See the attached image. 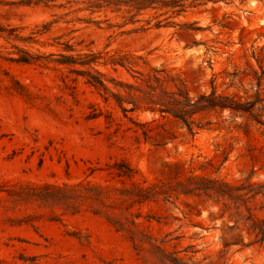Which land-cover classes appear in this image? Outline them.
<instances>
[{"label":"rangeland","instance_id":"rangeland-1","mask_svg":"<svg viewBox=\"0 0 264 264\" xmlns=\"http://www.w3.org/2000/svg\"><path fill=\"white\" fill-rule=\"evenodd\" d=\"M6 1L0 0V26L34 40L0 39V264H29L23 259L34 264H162L146 250L135 251L125 233L88 209L75 215L57 209L53 215L38 203L14 204L8 191L81 181L116 185L107 165L119 160L134 169L140 183L173 178L174 167L180 166L182 179L264 185V0L196 2L170 20L174 25L145 32H133L132 25L119 27L126 19L110 13L93 16L100 24L79 21L89 15L77 13L80 6L69 0L49 6H8ZM160 14L149 13L142 20ZM169 16L152 20L151 26ZM46 25L50 28L43 32ZM62 45L74 50L65 55L141 56L150 66L180 76L193 100L215 91L255 104L254 118L226 111L200 114L194 119L202 129L190 133L158 115L128 114L141 122L167 123L172 136L162 147L137 140L127 131L132 125L121 111L105 104L84 78L55 64L6 61L17 57L15 48L48 56L64 53ZM97 68L113 78L127 76L122 69ZM93 109L102 116L88 120ZM106 114L113 118L112 126L106 125ZM254 208L264 219V195L256 198ZM142 211L149 213L148 208ZM217 212L211 202L181 198L175 207L153 209L152 214L163 217L159 223H140L187 264H264L263 247L224 248L226 227L216 219ZM29 216L35 219L31 224L19 222Z\"/></svg>","mask_w":264,"mask_h":264},{"label":"trees","instance_id":"trees-1","mask_svg":"<svg viewBox=\"0 0 264 264\" xmlns=\"http://www.w3.org/2000/svg\"><path fill=\"white\" fill-rule=\"evenodd\" d=\"M59 0H7L8 6H49ZM247 0H69L68 4L79 5L77 13H88L89 16L79 21L100 24L94 15L114 14L126 19L119 27L135 26L133 32H145L151 28L174 25L170 20L182 16L191 5L200 3H227ZM62 8V5L58 6ZM162 13L170 15L166 19L156 21L142 20L147 14ZM109 20H105L108 22ZM144 24V25H143ZM112 27L111 24H109ZM50 25L43 26V32L48 31ZM37 32L36 34H38ZM0 39L6 41L31 42L32 35L23 38L18 30L0 26ZM63 52L58 55H36L23 49L15 48L17 57L6 59L11 63L22 65L47 66L55 64L57 67L67 68L70 74L82 77L100 99L105 103H113L132 125L131 131L137 140L150 142L156 147H162L172 136L166 130L167 123L159 124L157 119L141 122L127 117L128 114L150 113L158 115L165 122L173 120L180 123L190 133L194 128L201 130L200 123L195 117L205 113L229 112L235 116H249L254 118L255 104L242 103L234 97L217 95L213 91L209 95H199L193 100L190 97L186 82L178 75L161 67L155 68L141 56L131 54H117L105 57L102 53L88 51L72 54L74 50L69 45H62ZM55 58V59H53ZM110 66L114 73L118 69L126 72L125 78L110 77L97 67ZM74 81V80H73ZM65 83V82H64ZM129 107V108H128ZM93 108V107H92ZM102 116V112L93 109L88 120H95ZM106 125L114 123L110 114L104 115ZM258 124L262 125L259 121ZM154 125V126H153ZM109 175L118 180L116 185H99L91 182H79L64 185H42L34 188H20L8 191L7 195L14 204L38 203L40 207L50 210L56 215L59 209L63 214H78L82 209H88L93 215L103 217L119 233H125L137 252L144 250L151 253L162 264H187L183 259L169 253L164 247L165 242L158 243L152 235L141 228V219L157 220L151 212L153 209H168L175 207L181 198H200V203L211 202L218 208L216 219L225 223L226 233L222 238L224 248H249L255 245L264 248V219L255 213L254 202L259 195H264V185H256L246 181L240 184L227 183L220 180L208 179L200 176L181 178L182 168L174 167V177L157 179L150 183H140L135 180L133 168L124 160L114 161L107 165ZM148 208L144 215L142 209ZM189 208V204H186ZM213 215V214H211ZM165 219V218H164ZM34 217H26L20 223L31 224ZM232 223V225H230ZM79 236V235H76ZM82 241L83 237H77ZM247 239V242L245 240ZM146 246L149 248L146 249ZM25 263L34 264L32 259H23Z\"/></svg>","mask_w":264,"mask_h":264}]
</instances>
